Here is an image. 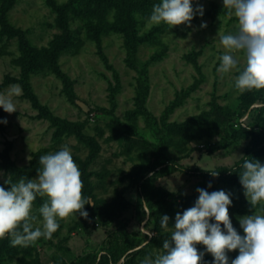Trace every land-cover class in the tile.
Returning a JSON list of instances; mask_svg holds the SVG:
<instances>
[{
	"label": "rangeland",
	"instance_id": "374dc122",
	"mask_svg": "<svg viewBox=\"0 0 264 264\" xmlns=\"http://www.w3.org/2000/svg\"><path fill=\"white\" fill-rule=\"evenodd\" d=\"M92 1L0 0V94L17 109L0 108V120H7L0 123V185L35 178L39 157L67 145L81 171L82 193L95 205H85L87 218H58L50 240L41 237L29 247L0 240V264L154 259L174 231L176 214L195 205L198 187L231 193L229 217L243 236L239 218L264 215V202L249 203L239 175H203L234 166L252 146L257 122L264 128V89L242 92L236 69L217 72L226 52L220 37L237 31L236 18L223 0H192L204 14L191 27L155 26L146 18L160 0L93 9ZM127 14L129 27L115 31ZM92 30L100 32L97 39ZM235 55L242 70L244 55ZM11 85L21 94L9 96ZM255 160L264 164V150ZM47 199L33 202L34 229L42 228L38 209ZM163 215L170 218L167 228ZM196 248L205 253L201 264H213L204 245ZM238 254L227 253L229 264Z\"/></svg>",
	"mask_w": 264,
	"mask_h": 264
},
{
	"label": "clouds",
	"instance_id": "9594fccd",
	"mask_svg": "<svg viewBox=\"0 0 264 264\" xmlns=\"http://www.w3.org/2000/svg\"><path fill=\"white\" fill-rule=\"evenodd\" d=\"M224 9L237 20L235 33L223 34L220 43L226 52L220 57L219 73L236 69L239 74L235 87L240 91L264 89V0H223ZM203 16L204 7L192 0H160L153 5L147 22L159 26L187 25L196 15ZM207 27L206 23L200 25ZM236 53H243L245 67L238 68ZM19 85H11L8 95H20ZM0 108L6 113L16 112L12 99L0 94ZM6 124L7 120H0ZM41 168L35 178L20 177L13 182L10 178L0 185V240L10 239L13 247H29L41 237L52 239L60 228L59 220L73 213L88 217L85 205L95 206L91 198L82 193L84 187L81 171L74 161L71 150L64 145L60 150L39 157ZM213 177L219 172L212 171ZM240 183L249 203L255 207L264 202V164L259 160L246 158L239 174ZM211 182L208 187L210 188ZM199 193L195 205L183 214L175 216L174 231L170 239L163 241V252L154 259L145 257L141 264H201L204 252H198L196 245L205 246L213 257V264H229L228 252L239 250L231 264H264V215L253 214L239 218L244 235L238 234L229 217L232 204L231 193L224 190L208 192L197 188ZM37 196L48 199L38 209L43 224L34 229L39 219L32 215L33 202ZM167 215L161 216V227L167 228ZM214 219L215 223H210ZM223 225L225 231H222Z\"/></svg>",
	"mask_w": 264,
	"mask_h": 264
},
{
	"label": "trees",
	"instance_id": "16d2710c",
	"mask_svg": "<svg viewBox=\"0 0 264 264\" xmlns=\"http://www.w3.org/2000/svg\"><path fill=\"white\" fill-rule=\"evenodd\" d=\"M129 1L132 2L133 0H123V1H121V0H93L92 2L89 3V5L92 6V9L95 7L99 8V7H102L104 5L105 6L108 5L109 7H113V6L118 7L120 4L124 5V2L128 3ZM129 4L131 5V3H129ZM94 15H96V14H94ZM130 16H132V14H129V15L127 14L125 16V19H123V20H122V18H120L122 21L121 25H120L121 21L120 22L116 21L113 29H115V31H121L122 28L123 29H125L126 27L128 28L130 23H131V19H132ZM60 23H61V20H60ZM124 24L126 26H124ZM64 25L65 24L62 23V24H60V27L62 28L64 36H66L69 39L70 36H72V34ZM120 27H122V28H120ZM92 34L95 35L94 38L96 37V39H97V37L100 35V32L96 31V30H92ZM57 38L59 40L61 38V36H58ZM61 49H63V48L57 47L56 52L61 51ZM255 130L257 132V135L254 134V142H253L252 146L247 147L244 156L239 161H237L234 166H232L229 169L224 170L223 172H219L218 177H213L210 174V172H212V171L203 172L204 177L208 180L213 179V178H225V179H230V180L235 179V177L237 175H239V173L242 171V164H243L245 157L255 160L256 156L261 151L264 150V128L259 124V122H257V126H256Z\"/></svg>",
	"mask_w": 264,
	"mask_h": 264
},
{
	"label": "water",
	"instance_id": "95a60500",
	"mask_svg": "<svg viewBox=\"0 0 264 264\" xmlns=\"http://www.w3.org/2000/svg\"><path fill=\"white\" fill-rule=\"evenodd\" d=\"M78 104L85 110V111H89V106L87 104H85L84 102L78 101Z\"/></svg>",
	"mask_w": 264,
	"mask_h": 264
}]
</instances>
